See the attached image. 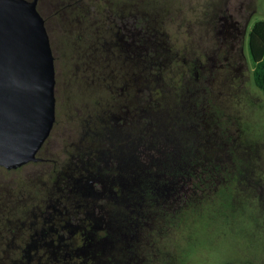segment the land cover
<instances>
[{"label":"flooded vegetation","instance_id":"af4514ba","mask_svg":"<svg viewBox=\"0 0 264 264\" xmlns=\"http://www.w3.org/2000/svg\"><path fill=\"white\" fill-rule=\"evenodd\" d=\"M114 4L79 58L80 122H68L76 102L62 98L71 80L52 48L51 133L34 160L0 166V264H153V209L212 193L233 171L230 143L214 130V85L245 82L252 14L220 18L215 46L193 25L182 33L190 40L171 39L170 16L144 0ZM260 168L249 181L262 195Z\"/></svg>","mask_w":264,"mask_h":264},{"label":"rangeland","instance_id":"374dc122","mask_svg":"<svg viewBox=\"0 0 264 264\" xmlns=\"http://www.w3.org/2000/svg\"><path fill=\"white\" fill-rule=\"evenodd\" d=\"M115 0H41L39 9L46 21L51 47L57 48V69L67 64L68 86L62 88L73 109L69 123L80 122V56L88 38L104 25L106 15L114 11ZM153 10L168 15L171 39H191L182 34L188 27L200 30L201 42L219 39L214 25L220 18L245 22L252 18L243 42L248 66L245 82L229 77L214 85L216 104L212 109L217 136L226 139L232 153V173L227 183L213 192L207 190L194 199L153 209V264H264V194L258 181L264 167V92L253 77L254 64L249 52L252 26L264 20V0H144ZM230 3L244 5V11L230 17ZM108 10V14H105ZM184 17L179 19V16ZM174 18V19H173ZM176 19H179L178 21ZM182 25V27H181ZM168 87L171 82H167ZM68 85V84H67ZM93 87L95 85H92ZM171 89V88H170ZM217 125V126H216ZM257 187V186H256ZM226 189L225 191L223 189ZM223 192H228L224 195ZM222 193V194H221ZM222 195V196H221Z\"/></svg>","mask_w":264,"mask_h":264},{"label":"water","instance_id":"95a60500","mask_svg":"<svg viewBox=\"0 0 264 264\" xmlns=\"http://www.w3.org/2000/svg\"><path fill=\"white\" fill-rule=\"evenodd\" d=\"M55 84L38 0H0V166L35 159L55 122Z\"/></svg>","mask_w":264,"mask_h":264},{"label":"trees","instance_id":"16d2710c","mask_svg":"<svg viewBox=\"0 0 264 264\" xmlns=\"http://www.w3.org/2000/svg\"><path fill=\"white\" fill-rule=\"evenodd\" d=\"M248 46L254 64V82L264 92V20L252 26Z\"/></svg>","mask_w":264,"mask_h":264}]
</instances>
